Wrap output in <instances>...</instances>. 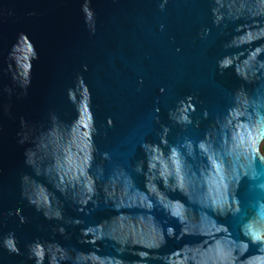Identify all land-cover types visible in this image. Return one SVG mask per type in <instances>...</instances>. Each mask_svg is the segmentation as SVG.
Masks as SVG:
<instances>
[{"label":"water","instance_id":"water-1","mask_svg":"<svg viewBox=\"0 0 264 264\" xmlns=\"http://www.w3.org/2000/svg\"><path fill=\"white\" fill-rule=\"evenodd\" d=\"M264 0H0V264H264Z\"/></svg>","mask_w":264,"mask_h":264},{"label":"rangeland","instance_id":"rangeland-1","mask_svg":"<svg viewBox=\"0 0 264 264\" xmlns=\"http://www.w3.org/2000/svg\"><path fill=\"white\" fill-rule=\"evenodd\" d=\"M263 146H264V142H263V144H262V146H261V150H262Z\"/></svg>","mask_w":264,"mask_h":264},{"label":"trees","instance_id":"trees-1","mask_svg":"<svg viewBox=\"0 0 264 264\" xmlns=\"http://www.w3.org/2000/svg\"><path fill=\"white\" fill-rule=\"evenodd\" d=\"M262 151H263V153H264V146H263V148H262Z\"/></svg>","mask_w":264,"mask_h":264},{"label":"bare ground","instance_id":"bare-ground-1","mask_svg":"<svg viewBox=\"0 0 264 264\" xmlns=\"http://www.w3.org/2000/svg\"><path fill=\"white\" fill-rule=\"evenodd\" d=\"M263 142H264V141H263ZM263 142H262V144H263ZM262 144L260 145V148H261Z\"/></svg>","mask_w":264,"mask_h":264}]
</instances>
